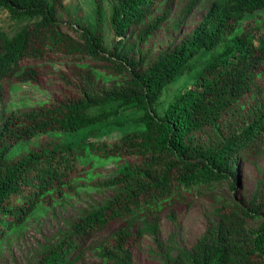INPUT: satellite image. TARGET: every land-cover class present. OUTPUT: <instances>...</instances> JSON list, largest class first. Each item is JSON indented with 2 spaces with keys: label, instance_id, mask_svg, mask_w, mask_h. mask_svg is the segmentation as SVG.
<instances>
[{
  "label": "trees",
  "instance_id": "16d2710c",
  "mask_svg": "<svg viewBox=\"0 0 264 264\" xmlns=\"http://www.w3.org/2000/svg\"><path fill=\"white\" fill-rule=\"evenodd\" d=\"M60 2L0 0V97L5 79L35 81L21 59L42 58L45 49L77 56L64 63H72L74 98L0 114V252L28 219L104 189L115 193L36 264H77L86 237L115 220L124 224L95 249L98 264H134L133 247L158 232L162 211L177 224L172 204L181 193L211 195L225 183L235 191L247 168L264 159V0H113L110 49L100 2L95 31L75 24L71 32L57 17ZM202 2V19L186 32ZM246 15L252 19L239 26ZM200 54L209 59L205 68L159 115L164 88ZM133 112L141 113L133 121L141 128L113 142L93 128ZM106 165L113 170L104 173ZM210 197L216 221L165 264H264V171L247 201Z\"/></svg>",
  "mask_w": 264,
  "mask_h": 264
},
{
  "label": "rangeland",
  "instance_id": "374dc122",
  "mask_svg": "<svg viewBox=\"0 0 264 264\" xmlns=\"http://www.w3.org/2000/svg\"><path fill=\"white\" fill-rule=\"evenodd\" d=\"M98 2L102 6V25L101 32L104 40V46L110 49L114 40V35L110 28V15L113 0H61L62 8L58 9L57 17L60 18L62 26L68 31L78 29L75 24L85 25L92 31H95L97 25L96 9ZM208 2V0H207ZM202 2L194 10V14L186 23L185 31L191 29L196 22L203 17ZM203 9V10H202ZM181 7H175V13H180ZM261 15V13H259ZM252 15H246L239 23L244 26L245 21L252 19ZM70 22L72 25H67ZM250 24V23H249ZM160 43L165 42V33L160 35ZM164 37V38H163ZM202 54V52H201ZM196 57L191 63L192 70L185 75L177 77L170 85L164 88L158 103L157 110L162 115L167 106L185 89L189 88L196 80L199 72L205 68L209 62L207 57ZM77 56H67L60 51H50L45 49L42 58L28 59L23 58L18 62V66L25 70L31 68L34 71L35 81L18 82L17 76L14 75L2 82L3 90L0 97V114H8L13 110H19L20 107H34L36 104L42 106L56 101H64L75 97V90L72 87L75 83L73 72L71 71L72 63L66 65L64 63L70 60L76 62ZM73 62V63H74ZM97 64V63H94ZM101 63L100 65H104ZM99 65V64H97ZM32 81V80H30ZM23 104V105H22ZM22 105V106H21ZM108 107H106V110ZM141 113L133 112L116 119H111L107 123L94 126L106 142H113L120 137L121 131H131L140 129L141 126L135 124L134 119ZM123 121L122 127L109 126L114 121ZM107 124V125H106ZM113 128V129H112ZM89 129L82 131L68 138V143H75L82 137L86 136ZM46 140V136L40 138ZM126 160L130 161L128 157ZM112 165H106L102 171L107 173L113 170ZM264 171V159L259 161L257 165H251L241 177L240 186H236V190H231L228 183L221 185L211 195L215 199H228L232 201H247L250 199L255 190L256 180ZM111 175H103L101 178L107 179ZM98 181V179H95ZM238 187V188H237ZM242 192V193H241ZM115 191L104 190L89 192L88 194L81 192L77 199L64 206H57L51 212L39 216L36 219H28L27 224L18 236L13 238L12 243L2 252H0V264H36L43 257L49 246L61 243L63 236L70 230V227L80 217L84 216L92 206H99L107 201ZM202 190L195 194V191H184L173 202L172 209L175 210L177 224L166 219L169 211H162L159 214V229L156 234H144L141 240L135 244L132 250V258L134 264H165L166 255L173 257L177 248L191 249L197 239L203 234L207 221L215 222L216 219L211 215V196ZM124 222L120 220L109 221L101 229L92 231L86 237L84 243L83 259L77 264H98L99 256L95 250L97 247L105 243H111L113 233L123 226ZM83 244V242H82ZM160 254V255H159Z\"/></svg>",
  "mask_w": 264,
  "mask_h": 264
},
{
  "label": "clouds",
  "instance_id": "9594fccd",
  "mask_svg": "<svg viewBox=\"0 0 264 264\" xmlns=\"http://www.w3.org/2000/svg\"><path fill=\"white\" fill-rule=\"evenodd\" d=\"M203 11H204V10H203ZM203 14H204V12H203ZM201 19H202V18H201ZM201 19H200V20H201ZM186 32H187V30H186Z\"/></svg>",
  "mask_w": 264,
  "mask_h": 264
}]
</instances>
